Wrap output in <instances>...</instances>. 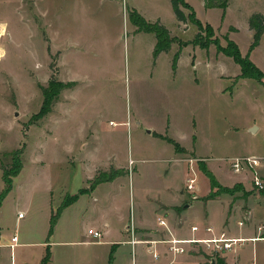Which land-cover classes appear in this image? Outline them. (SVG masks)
Wrapping results in <instances>:
<instances>
[{
  "label": "rangeland",
  "instance_id": "1",
  "mask_svg": "<svg viewBox=\"0 0 264 264\" xmlns=\"http://www.w3.org/2000/svg\"><path fill=\"white\" fill-rule=\"evenodd\" d=\"M185 2L212 35L203 32L202 40L193 42L198 26L190 21L177 30L169 0H0V166L9 165L17 149L23 165L0 206L1 234L9 238L16 233L19 242L51 235L79 239L100 223L119 233L130 221H157L153 206L178 194L182 167H171L173 145L153 136L150 128L191 147L174 158H198L193 168L202 191L209 174L233 192L229 199L257 196L251 181L256 170L234 172L230 159L264 157V84L238 78L240 64L220 47H227V39L234 41L239 54L249 55L264 73V33L251 48L248 24L253 13L264 15V0L206 7L204 0ZM133 9L146 21L160 18L176 38L189 41L176 73L171 70L173 50L155 63L153 33H133ZM203 41L209 42L205 48ZM62 83L67 86L59 92ZM47 103L49 110L40 116ZM111 165L124 172L79 193L88 179ZM237 182L253 185L242 193L235 190L241 186ZM3 187L0 169V191ZM210 193L200 196L197 187L187 195L191 201H206ZM73 194L77 200L58 212ZM226 205L224 199H213L201 206L207 208L208 222L222 225ZM229 224L236 222L229 218ZM5 236L0 235L1 244ZM97 247L102 253L103 245ZM35 249L16 248L17 264L35 259ZM129 249L124 244L113 252V264H130ZM257 250L256 260L247 240L240 250L243 263H264V248ZM10 261V248L4 246L0 264Z\"/></svg>",
  "mask_w": 264,
  "mask_h": 264
},
{
  "label": "crops",
  "instance_id": "2",
  "mask_svg": "<svg viewBox=\"0 0 264 264\" xmlns=\"http://www.w3.org/2000/svg\"><path fill=\"white\" fill-rule=\"evenodd\" d=\"M170 1V0H169ZM171 4V2H170ZM172 8V6H171ZM136 10V9H134ZM137 11V10H136ZM174 17L176 20V26H178V29L181 26H185V24L179 22L176 19L175 13ZM159 21L160 24H163L165 27H167L164 23H161L160 18H157L155 21ZM153 21V22H155ZM134 26L133 33L141 32L137 26ZM186 27V26H185ZM169 28V27H167ZM171 31V35L174 31L169 28ZM175 30V31H177ZM143 31V30H142ZM146 32V31H145ZM151 32V31H148ZM153 33V32H152ZM154 35V33H153ZM155 38V35H154ZM187 40V39H186ZM155 44L152 49V58H154V61L156 63L157 59L160 55L163 53H168L173 50L172 53V61H171V70L172 72L176 73V69L178 67V62L180 60V56L182 48L185 47L188 44H182L179 46L176 50L174 49L175 43L172 44L171 48L168 51H163L159 53L156 57L153 56V51L156 46V38H155ZM189 42V41H186ZM179 51V52H178ZM178 53V61L176 64L175 69L172 68V63L174 59V55ZM244 78V77H240ZM264 78V77H263ZM236 81V78H234ZM263 80V79H262ZM249 129H251L253 126L248 125ZM149 133H151L153 136L161 138L165 141H167L166 137L168 136L162 133H158L150 128L148 130ZM175 140L178 145L181 148V150H176L174 147V152L171 157V160L173 162V165L171 166L174 169H177L178 166H181L182 169V180L179 184L176 185V193H178L171 201L165 202L162 200H157V202L154 204L153 208L156 211V220L158 218H163L165 222L167 223V227L164 225H161L157 221H153L151 225L145 224L143 222L136 221H130L128 224H124V232H108V226L104 224H99L98 229L102 231L101 240L91 242L90 239L92 238L90 234H88V229H92V227H88L87 234H82V237L79 239L76 235H64V236H49L46 237L45 240H34V241H24L19 242L17 234H13L17 236V242L16 244L11 247L9 244L10 239L13 235H11L9 238L7 236L1 234L0 235L5 236L7 239H3L4 242L1 244L0 242V252L1 248L4 246H7L10 248V264H17L16 259V248L19 247H36L35 249V259L30 261V263L26 264H108L109 263V257L110 253L112 255V259L110 264H113L115 262V259L117 258V255H113V252L116 254L119 250V247L121 245H128L130 247L129 254L130 256V264H168L172 258H174L173 264H201L206 262V255L203 253H196V252H185V254H180L178 256H174L168 252L166 244L165 243H157V249L160 254L159 258L154 259L152 254H150L147 251V245L139 242V243H131L130 239H157V238H168L169 234H173L177 237L184 238V237H200L203 235H206V232L203 230V226L210 225L212 226L215 231H225L228 236H235V237H256L258 233V226L260 224H264V189H256L258 190L257 196H253L255 194L250 193L248 196H241V198H236L235 200L229 199L231 197L230 195H233L232 191H224L222 193L216 194L213 197H210L206 201H204L202 198H198L197 200H188V195L186 187H185V181L186 176L188 174L189 169V162L188 160H182L178 158H174L177 155H180L182 151L185 149L188 150L191 147H186L183 144H180L176 139ZM169 142V141H168ZM171 143V142H169ZM172 144V143H171ZM133 160L130 159L129 163H132ZM113 166V165H111ZM210 167V166H209ZM117 168V167H114ZM123 168V167H122ZM121 168V169H122ZM211 169V167H210ZM247 170V169H246ZM257 175H259L264 180V163L257 166L255 169ZM252 171V170H251ZM253 172V171H252ZM206 176V175H205ZM198 177V172H197ZM208 177V176H207ZM91 179V178H90ZM209 179V178H208ZM89 180V179H88ZM250 180V179H249ZM198 177V193H200V196L205 195L207 193L213 192V190L216 189L215 186H211L210 179L207 181L206 189L202 191L200 189L201 184H199ZM253 183V179L251 180ZM241 186L236 187V191H241L243 193L244 190H251L252 184L250 186L245 185L243 182H237ZM98 185V184H97ZM225 186V185H224ZM228 187V186H226ZM232 187V186H230ZM95 189V188H94ZM93 189V190H94ZM74 195V194H73ZM78 195V194H77ZM248 197V198H247ZM78 198V196H77ZM77 198L75 200H77ZM213 199H224L227 203V208L224 211L221 219L222 225L212 224L208 222V211L206 207H202L201 205H206L207 202L212 201ZM165 200V199H164ZM70 203V202H69ZM68 202L62 203L58 206L57 210L58 212L62 209L64 205L69 204ZM201 204V205H200ZM247 205L245 208L244 206ZM202 207V210L199 213V210L197 206ZM244 207V209H243ZM246 213L244 218H240L241 214L244 211ZM207 212V216L204 217V212ZM198 215V216H197ZM19 217V216H18ZM17 217V219H18ZM199 218V220H197ZM228 221L227 224H224V220ZM229 218L231 220H234L236 224H229ZM16 219V220H17ZM243 222V224H240L239 222ZM250 222V223H247ZM193 225L200 226L199 231H192L191 227ZM119 236V237H118ZM247 242V241H246ZM243 245L237 247L235 250H230L229 252H225L221 255H218L215 257V259H212L211 264H244L242 257L240 255V250L245 246V243ZM248 242H252V250H256V260L259 259V255L257 253L258 247L264 248V243L258 245L260 242H264V239L260 240H248ZM103 245V252L101 253L100 248L97 246ZM107 251L108 255L107 256ZM31 255L29 256V258ZM33 257V256H32ZM200 257V258H199ZM255 257V254H254ZM31 259V258H30ZM29 259V260H30ZM260 260L264 262V250H262V253L260 255ZM250 264H256L255 261H251ZM264 264V263H262Z\"/></svg>",
  "mask_w": 264,
  "mask_h": 264
},
{
  "label": "trees",
  "instance_id": "3",
  "mask_svg": "<svg viewBox=\"0 0 264 264\" xmlns=\"http://www.w3.org/2000/svg\"><path fill=\"white\" fill-rule=\"evenodd\" d=\"M171 6H172V11H174L176 19L183 23L187 24L189 21L193 23L194 25L198 26V31L196 33V36L194 37L193 42H199L198 40H202V33L205 32V34L208 33V35H212V29L211 27L207 26L204 27L202 26V23L195 17L194 11L190 9V6L185 2V0H170ZM227 0H204V5L206 6H224L226 5ZM184 9H187L190 11L188 14ZM130 20L137 25V28L143 31H151L154 33L155 38H156V46L153 51V56L156 57L159 53L163 51H168L173 43H177L179 46L182 44H188V42H182L180 39L176 36L171 35V31L169 28L165 27L163 24H160L159 21L155 22H149L146 21L145 18L138 13L136 10H131L130 11ZM249 24V29L252 30V39L253 43L251 45V48L253 46L257 45L260 41V36L264 33V15L260 12H255L252 14V16L248 20ZM228 40V45L227 47H220V51L224 52L226 55L232 56L235 61L240 64V69L241 72L238 76L239 77H250V78H255L262 84H264V81L262 80L264 77V73L261 69H259L255 64H253L250 59L249 55L246 57H242L239 54L238 47L236 43L232 40ZM202 43L204 48L208 46L209 42ZM179 52V51H178ZM173 59L172 63V68L175 69L177 61H178V53H176ZM51 70L53 68V64H49ZM53 82V79L51 80ZM61 83V82H60ZM67 85L65 83L59 87L58 91L62 88H65ZM49 99V98H48ZM49 101V100H48ZM50 106L49 103H47L40 112V116H43L48 110ZM167 141L171 142L172 145L176 148V150H181L182 147L178 145V143L173 140L170 137H166ZM21 149H17L13 152H11V163L9 165H4L1 164L0 169H2V179H3V184L4 187L0 191V206L2 204L3 198L6 196V194L12 189L13 183L12 179L16 177V175L21 171L22 169V161H21ZM123 169L121 168H114V166H111L110 170L108 171H99L92 179L88 180V187H84L79 189V193H86L89 191H92L95 186L99 183L102 182H107L109 180L114 179L115 177L121 175L123 173ZM207 174V173H206ZM209 176L210 181H211V186H215L216 189L213 190V192L210 193V197H213L216 194L222 193L225 191V189L221 188L220 185L216 182V180L213 178V176L207 174ZM264 188V187H263ZM263 190V189H261ZM264 191V190H263ZM73 198L68 201L71 202L72 200H75L77 198V194L72 195ZM109 263L111 262L112 255L111 253L109 254Z\"/></svg>",
  "mask_w": 264,
  "mask_h": 264
},
{
  "label": "built area",
  "instance_id": "4",
  "mask_svg": "<svg viewBox=\"0 0 264 264\" xmlns=\"http://www.w3.org/2000/svg\"><path fill=\"white\" fill-rule=\"evenodd\" d=\"M198 159V158H197ZM197 159H190V173L186 176L185 187L187 192L194 193L198 187V177L193 168L194 162H197ZM264 163V157H256L249 155L235 156L230 159V165L234 172H241L243 169H253L255 170L257 166ZM254 180L253 183L257 189H262L264 187V180L257 174L253 172ZM18 216H23L22 212H18ZM158 223L167 227V223L163 218H158ZM243 224V222H239ZM200 226L193 225L191 227L192 231H199ZM203 230L206 232V235L200 237H184L180 238L173 234H169L168 238H157V239H130L131 243L142 242L147 245V251L152 254L154 259L159 258L160 254L157 249V243H165L167 250L174 256L180 254H185V252H196L198 254L203 253L206 255L205 264H211L212 259H215L216 256L221 255L230 250H235L237 247L243 245L247 240H260L264 239V224L258 226V233L256 237H235L228 236L225 231H215V229L210 225L203 226ZM88 234L91 235V242L101 240L102 231L98 229H88ZM17 242V236L13 235L10 239L9 244L13 247ZM174 258L170 260L168 264H173Z\"/></svg>",
  "mask_w": 264,
  "mask_h": 264
},
{
  "label": "water",
  "instance_id": "5",
  "mask_svg": "<svg viewBox=\"0 0 264 264\" xmlns=\"http://www.w3.org/2000/svg\"><path fill=\"white\" fill-rule=\"evenodd\" d=\"M250 130H252V128Z\"/></svg>",
  "mask_w": 264,
  "mask_h": 264
}]
</instances>
